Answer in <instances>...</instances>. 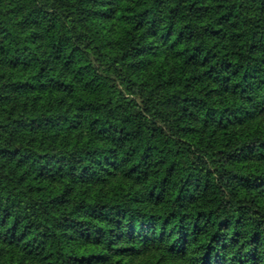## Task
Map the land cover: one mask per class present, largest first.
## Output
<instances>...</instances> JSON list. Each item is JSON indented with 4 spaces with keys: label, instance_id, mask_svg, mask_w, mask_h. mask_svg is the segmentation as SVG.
<instances>
[{
    "label": "trees",
    "instance_id": "trees-1",
    "mask_svg": "<svg viewBox=\"0 0 264 264\" xmlns=\"http://www.w3.org/2000/svg\"><path fill=\"white\" fill-rule=\"evenodd\" d=\"M0 264H264V0H0Z\"/></svg>",
    "mask_w": 264,
    "mask_h": 264
}]
</instances>
